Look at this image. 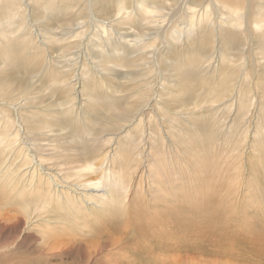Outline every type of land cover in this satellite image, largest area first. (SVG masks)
<instances>
[{"label": "rangeland", "instance_id": "obj_1", "mask_svg": "<svg viewBox=\"0 0 264 264\" xmlns=\"http://www.w3.org/2000/svg\"><path fill=\"white\" fill-rule=\"evenodd\" d=\"M127 210L102 264H264V0H0V264Z\"/></svg>", "mask_w": 264, "mask_h": 264}, {"label": "bare ground", "instance_id": "obj_2", "mask_svg": "<svg viewBox=\"0 0 264 264\" xmlns=\"http://www.w3.org/2000/svg\"><path fill=\"white\" fill-rule=\"evenodd\" d=\"M160 2V1H159ZM145 3V2H144ZM156 4V3H155ZM162 4V3H161ZM155 7V6H154ZM148 9H145V13H147V14H149V12H152V11H155V9H159V8H152L151 6L150 7H147ZM192 19H194L193 18V16L191 17V23H190V28H192L193 26H194V21H192ZM187 80H189V78H187ZM19 157H21V156H19ZM35 159V158H34ZM105 159H106V157H105ZM33 161V160H32ZM32 161H31V164H30V166H28V167H30V169H32ZM20 163V162H19ZM16 164V163H15ZM23 165H26V161H25V164L23 163ZM34 165H36L37 166V162L36 161H34ZM13 166V165H12ZM90 166L91 165H87V166H84L86 169L87 168H90ZM21 167L23 168V166L21 165ZM20 167V168H21ZM39 167H41V166H39ZM30 169H28V172L30 171ZM20 173H23L22 175L20 174ZM18 175H21V177L19 178V180H18V182H19V184L21 185V187L22 188H27V187H29L30 189H31V191L33 190H35L36 189V187H41V185L40 184H34V182H33V175L32 174H30V173H27V171L24 173V171L23 172H21L20 171V169H18V174H17V177H18ZM48 186H49V188L54 192V195H57V197H61V199H63V196L64 195H66L67 193H68V196L65 198V202L67 203L66 205H69V203H71V202H73L74 201V198L77 200V204L76 205H78V207L80 206V205H84V206H86L88 209H97V208H99V209H101L102 211H103V204H107V201L109 202V203H113L114 201H113V199L111 198V196H110V192H109V189L107 188V187H105L104 185H103V182L100 180V181H98V182H96V183H93V184H89V186H88V188H90V189H95V190H97V189H102V195H103V200L99 203L100 205H99V207H97L96 206V204L98 203V202H94L92 205H89V204H85L84 202H82L81 200H79L78 199V197H73L72 196V194L74 195V193H73V191L71 190V191H69V189H66V192L64 191V189H59V186L56 184V183H53L52 184V182L51 181H48ZM28 189V188H27ZM105 197H108V199H105ZM77 207V208H78ZM80 211V210H79ZM130 213V211H126L125 213L123 212V214H117L115 217H113L112 219H110V220H105V218H104V221H103V223H101V224H99V225H96V226H91L90 224H89V222L88 221H85V223H86V227H88V230L87 231H82V232H80L79 233V235H80V237H82V234L84 235V236H87L88 237V239L87 240H93V241H97L98 242V245H97V247L98 248H96L95 250L93 249L92 251H90V250H87L88 251V253L86 254L87 255V257H86V259H85V262H86V264H102L103 263V259H104V255L103 256H99L102 252H104L105 251V248H106V250H107V247H105V245H106V239L107 238H110V237H113V235H115V236H118L119 235V233H120V231H121V229H124L125 227H127V226H129L130 225V223L132 222L131 221V219H132V216L133 215H130L129 214ZM135 217H136V215H135ZM135 219V218H134ZM133 220V219H132ZM107 221V222H106ZM153 222V221H152ZM47 225H52V224H50V223H46ZM124 224H125V226H124ZM132 225V224H131ZM126 229V228H125ZM124 229V230H125ZM50 231V230H49ZM75 232V231H74ZM12 233V232H11ZM46 236H50V237H54V235H49V234H47ZM47 238V237H46ZM83 239V238H82ZM110 242V241H109ZM7 243V242H6ZM76 246H78V245H81V243L80 242H73ZM113 243H114V241H113ZM93 244H95V243H93ZM115 245V244H114ZM46 246V245H45ZM92 246V245H91ZM46 247H48V246H46ZM109 247V246H108ZM114 247V246H113ZM41 248H43V247H41ZM47 250H49V249H52V246H49V248H46ZM78 251V250H77ZM63 252V251H62ZM61 252V253H62ZM106 253V252H105ZM63 254V253H62ZM107 254H109V253H107ZM83 256H85V255H83ZM85 258V257H84ZM112 259V258H111ZM88 261V262H87ZM106 261V260H105ZM118 262V261H117ZM118 264H122L121 262L120 263H118ZM138 264H148V263H145L144 261H142L141 263H138Z\"/></svg>", "mask_w": 264, "mask_h": 264}]
</instances>
